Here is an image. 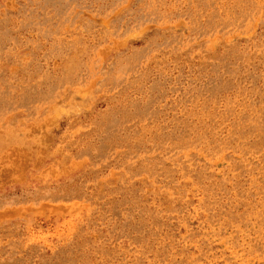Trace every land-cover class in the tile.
I'll list each match as a JSON object with an SVG mask.
<instances>
[{"label": "rangeland", "instance_id": "374dc122", "mask_svg": "<svg viewBox=\"0 0 264 264\" xmlns=\"http://www.w3.org/2000/svg\"><path fill=\"white\" fill-rule=\"evenodd\" d=\"M0 264H264V0H0Z\"/></svg>", "mask_w": 264, "mask_h": 264}]
</instances>
